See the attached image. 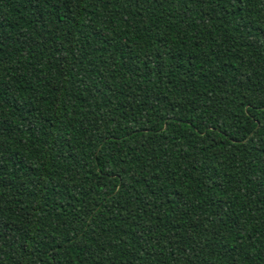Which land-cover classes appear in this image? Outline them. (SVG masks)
I'll return each mask as SVG.
<instances>
[{"label": "trees", "instance_id": "16d2710c", "mask_svg": "<svg viewBox=\"0 0 264 264\" xmlns=\"http://www.w3.org/2000/svg\"><path fill=\"white\" fill-rule=\"evenodd\" d=\"M0 264H264V0H0Z\"/></svg>", "mask_w": 264, "mask_h": 264}]
</instances>
